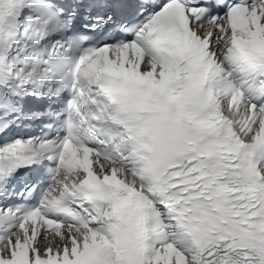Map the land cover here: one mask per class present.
Here are the masks:
<instances>
[{"label": "snow or ice", "instance_id": "snow-or-ice-1", "mask_svg": "<svg viewBox=\"0 0 264 264\" xmlns=\"http://www.w3.org/2000/svg\"><path fill=\"white\" fill-rule=\"evenodd\" d=\"M0 264H264V0H0Z\"/></svg>", "mask_w": 264, "mask_h": 264}]
</instances>
